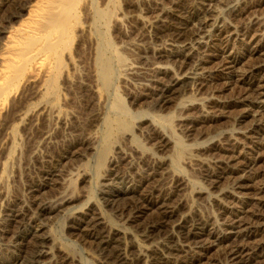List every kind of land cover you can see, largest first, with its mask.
Returning <instances> with one entry per match:
<instances>
[{"label": "bare ground", "instance_id": "bare-ground-1", "mask_svg": "<svg viewBox=\"0 0 264 264\" xmlns=\"http://www.w3.org/2000/svg\"><path fill=\"white\" fill-rule=\"evenodd\" d=\"M89 1L0 0V134L9 129L0 150V264H81L59 246L57 256L44 251L55 242L45 229L44 219L81 199L80 184L90 174L86 163L76 164L79 168L69 175L57 170L55 164L59 162L62 167L71 148L69 154L79 156L92 151L91 135L83 132L100 120L99 104L105 86L113 79L114 64L120 67L124 82L144 80L151 73L160 75L137 99L140 110L136 113L120 95L115 96L116 112L107 120L104 145L98 150L95 168L105 173L100 175L99 194L113 207L125 198L120 211L123 227L100 221V204L92 200L91 191L79 211L81 217H74L75 222L69 226L71 233L89 239L94 247L91 256L99 264H216L219 260L264 264V0H243L240 7H232L228 17L220 19L222 24L197 48L195 39L209 23L200 19L201 14L211 16V1L222 0H160L154 6L159 13L148 22L140 11L151 9L152 0H137L138 5L134 0L126 1L127 15L125 19L120 15L113 18L116 26L121 20L143 22L146 35L161 43L139 49L143 54L140 65L128 62L115 44L108 45L111 55L99 51L94 58L105 89H90L93 95L86 99L84 119L63 108L62 85L73 84V74L79 69L77 56L87 31L82 16L90 15ZM103 2L109 7L97 9L99 22L112 19L120 4L119 0ZM139 5L145 7L139 10ZM120 36L119 41L124 38ZM150 57L175 65V69L151 64ZM195 63L197 72H190ZM190 85L191 94L177 111L164 114L162 109L172 104L167 94L175 87ZM142 104L147 109L141 110L145 106ZM35 119L63 125L60 129L65 135L67 129L79 133L64 137L59 145L52 144L51 134L46 135L44 147L53 149L46 155L30 148L27 161L34 154L42 167L39 175L27 177L26 191L18 187L11 190L10 169L18 157L20 129H31ZM221 124L226 125L219 127ZM135 125L147 128L144 136L156 151L136 145L130 147V153L111 159L119 139L131 135L134 142L138 140L132 131ZM182 163L196 170L206 184L199 187L203 191L195 187L191 190L195 198L209 199L218 189L215 203L212 201L218 207V216L204 217L190 204L184 206L183 197L192 182L181 174ZM116 184L137 188L122 193L113 190ZM222 185L232 187L224 189ZM241 193L247 198L241 199L237 195ZM69 219L71 222L72 217ZM129 226L134 232L128 230Z\"/></svg>", "mask_w": 264, "mask_h": 264}, {"label": "rangeland", "instance_id": "rangeland-1", "mask_svg": "<svg viewBox=\"0 0 264 264\" xmlns=\"http://www.w3.org/2000/svg\"><path fill=\"white\" fill-rule=\"evenodd\" d=\"M103 1L104 0H90L89 1L91 4V5L89 4L90 15L87 17L82 16L83 24L85 26H87L86 30L88 32L86 31L85 41L82 42L83 43L82 45H80L79 56H77L79 69L77 70V72L75 74H73V77H72L73 84L69 85V87L62 85L63 108H65L67 111H69L73 116H76V117L81 116L84 119L87 115L86 114L87 107L85 104L86 99H88V97L90 99V95L91 96L93 95V94L89 93L90 89L92 87H93V89H96L97 86H100L101 87L100 89H102V88L105 89L107 87V89L104 90L105 92H103L104 98L101 99L100 104H99V110L100 111L99 110L98 111H99V115H100V120H98V122L96 123V126H93L87 130L85 129L83 132L84 134H86L88 131L89 135H91L90 143L92 144V151L89 150V152H87V154L85 156H83L84 154L79 156V153L77 155L75 153L69 154V152L72 151L71 150L72 148H71L70 150H67V154H65V157H67V158H65V162L62 163L63 164L62 167L58 165L59 162L55 164L57 170H63L64 172L66 171L67 175H69L70 172L75 173L77 171V169L79 168V166H77L78 164L80 165L81 163H86V165L89 169L88 171L90 174H89V177L87 178V180L85 181V183L80 184V191H81V195L83 197L81 196V199L79 201L71 204L68 208L69 210L66 208V210L62 211V213L61 212H56V213L54 212L55 214L53 213L49 216L47 215L44 219V220H46V222L45 223L43 222L45 225H47V228H45V229L49 230V232L52 234L53 238L55 239V242H54L53 247H52L53 249L50 246H48L47 248H44V251H49V252L51 251L52 254H55V256H57V253H58L57 247L59 246L61 248L68 250L77 259L81 260V264H99L96 261V259H94L91 256L92 252L94 251V247H93V244L89 241V239L85 238V237H80L78 235L76 236L73 233H71L72 231L69 229V226H71V224L73 222H75V220H76L75 218L81 217V216H78L80 214L79 211L82 210V208H83V207H81V206H83L82 205L83 201L87 200V196L89 197V192L92 191L91 193H92V196L94 197V199H92V200H95L96 202L98 201L97 203L100 204L98 212L102 214L100 221H102L103 224H105V225L108 224V226L110 224H115V225H120L123 227V223H124L122 220V216L120 215V211L123 207L125 198H121L120 200L115 202L114 207L108 206L109 202H107V204H106L105 203L106 201H104V199H102V196L99 194L100 189H102V181L100 179L101 178L100 175L103 174L104 172L103 171L98 172L97 168H95L97 158H98V153L104 145V141H105L104 138H106L105 134H107L106 129L108 127L107 120H108V118L111 117V115L113 116L114 113L116 112V110L113 108V105L116 101L114 98H116L117 95H120L118 97H121L123 99V101L125 100V102H124L125 105H128L129 108L130 107L132 108V109L130 108L131 112L136 113L138 110H140V107L137 104V101H138L137 99L142 98L147 93L146 91H147L148 87H150V85L158 79V75H159L156 73H154V75H153L151 73L147 77V79L146 78L144 80L143 79H138V80L135 79V80H131L128 82H124L122 72L120 71V67L118 65L114 64V67H115L114 70L115 71H114V76L112 79L113 82L111 81V83L109 85H106L105 88L103 87L101 80L98 78V68H97L96 63H95V61H96L95 58H97L96 56L98 55L97 53L99 51L100 52L102 51L107 55H111L110 51H112V48H109V47H110V45L115 44L114 46L115 47L117 46L119 51L123 52L122 54L125 55V57H127L126 59H127V61L129 60L128 62L131 61V63L134 62V64L140 65L139 64L140 57L143 54L141 53V50H139V49L142 48V46L146 47V45H147L149 47H152L155 44L161 43V41L156 42L154 39L151 38V36L149 37L146 35L147 31L143 27V26H145V24L143 22H142L143 23V25H142V23L139 22V24H138V22H136V21H133L131 23H129V22L127 23L126 21L123 22V20H121L120 23L121 22L122 23L118 24L119 26H116V24H115L116 19H113V18H116V16L120 15L122 19L123 18L125 19V16L127 15L126 14V9H127L126 8L127 7L126 1H128V0H119L120 1L119 3L121 5L119 4L117 9H115V12H113L114 14L111 17L112 19H110L111 21L108 20L106 22L105 20L103 21V19H101L102 22H99L100 18H98V16H97L98 12L96 13V11L103 10L104 8L109 7L106 4V2L104 3ZM134 1L136 3L138 2L137 0H134ZM159 1L160 0H152V3H151L152 8L148 9V10L146 8H144L145 6L142 7L141 5H139L141 8L139 10H142L144 8V10L140 11V14H141L144 22H148L149 20H152V18H154L159 13L157 11L156 7H154V6H156V3ZM206 1H209V0H206ZM212 2H214V3H212ZM162 3H163V1H162ZM138 4L139 3H137L136 5H138ZM212 4H214L215 6L214 5L212 6ZM242 4H244L243 0L242 1L241 0L240 1L239 0H232V1L231 0L230 1L229 0H222L220 2L211 1V16H208L205 13H202L200 16V19L202 21H204L206 19L205 22H208V20H209V23H207L208 27L206 26L204 31H203L206 34L202 33V35L200 34L196 37L195 47L197 48L198 45L203 44L205 42L206 35L212 34L214 31V28H216L217 26L222 24L219 21H222L228 17L227 16L228 10H230L234 6L240 7ZM166 5L167 4H165L166 9H169L168 8L169 5H167V6ZM212 11H214V12H212ZM96 18L98 21L96 20ZM220 19H222V20H220ZM210 21H211V25H210ZM108 23H110V24H108ZM136 23H137V25H136ZM194 23H196V22H193V24ZM110 29H112V30H110ZM121 29H122V31H121ZM102 30L104 31V33ZM130 31L132 32V34H129V33H131ZM117 33H119V34H117ZM106 35H108V36H106ZM123 35H124V38H121V37H123ZM117 36L118 37L120 36L121 41H119L120 39ZM125 36H126V39H125ZM104 40H106V41H104ZM127 40H128V42H126ZM97 42L99 44H97ZM112 42H113V44H112ZM108 45H109V47H108ZM138 46H139V48H137ZM81 51L83 53H81ZM121 52H120V54H121ZM159 60L158 59L156 60V58H154V57L149 58V62L151 64L155 63L154 65H156V66H161V64H162L161 67L164 66V67H166V69L168 68V66L170 67V68H168L170 70L175 69V65L163 63L162 60H160V61ZM196 63L198 64L199 62L197 61ZM196 63L194 64L195 66L192 67L190 72L196 71V70H194V68L197 67ZM166 65H168V66H166ZM116 68L118 70H116ZM95 76H97V77H95ZM93 77H95L96 79ZM159 78H160V75H159ZM91 79H93V80L90 81ZM125 84H127V85H125ZM86 86H87V88H86ZM88 86L89 87L91 86V87L88 88ZM191 88H192L191 85L187 86V88H184V87L180 88L178 86V87H175L174 90L170 91L169 92L170 94L169 93L167 94L168 101L171 99V101H172L171 103L174 105H172V104L170 106L167 105V109L166 108L162 109L164 111L163 113L167 114V113H173L174 111L176 112L177 107L180 106V104H181V101L191 94ZM180 90H182V92ZM184 90H185V92H184ZM180 93H184L186 95L183 94L182 96H179ZM85 95H87L86 96L87 98L85 97ZM16 98H17V96H16ZM176 99H178V100H176ZM222 100H224V99H222ZM197 102H201V101H197ZM131 104L134 106L132 107ZM153 104L154 103H152V102L150 103V105H153ZM144 105L145 104H142V106H144ZM142 109H147V105H145L143 108L141 107V110ZM147 118H150V117H147ZM138 120L140 121L141 119H136L135 122H137ZM34 122L35 123L33 124L32 128L27 129V130H24L20 125L21 129H20V135H19V147H18L19 149H18V154H17L18 157H17L16 162L12 163L13 165H11L12 167L10 169V183H9V185H10L11 190L18 187V189H20L22 192H23V190L26 191V187H28L27 186V177H30V176L37 177L39 175L38 173L40 172L42 167H40V162H37L36 159L34 158V154L32 155L31 160L27 161V155H29L28 151L30 148H33V149L35 148L37 153L41 154L44 152L41 155H44V154L46 155L49 153V151L53 152V149H48V148L44 147L45 141L43 142V140H44L46 135L51 134L52 144L59 145L62 143V140L64 139V137L65 138H67V137L69 138L70 136L74 137V136L78 135V133H79V131L77 132V130L75 131L74 129H71V130L67 129L66 131H64V132H66V135L62 134L61 133L62 129H60V128H63L62 127L63 125H61V124L59 125L58 123H54V121L47 124V122H44L41 119L40 120L35 119ZM44 123H46V124H44ZM225 125L226 124H221V125H219V127H223ZM175 127H176L177 133L179 135L183 136V138L187 140V138L179 130V128L177 126H175ZM133 129L134 130H132V131L135 132L134 133L135 138L138 140H135V142H134L132 140V138L130 137L131 135L127 136V139H126V137H124V138L122 137L121 139H119V141L115 145L116 148L115 147L112 148L113 153L111 152L112 153L111 157H110L111 159H117L120 156H122L124 153H127V154L130 153V147L131 146L132 147L134 146L136 148L138 146L139 149L143 148L149 152H155L156 151L155 148L149 143V140L147 141V138L144 136L145 132H147L146 127H143L142 129H138L136 126V128L133 127ZM8 132H9V129L5 128L4 131H2V133H1L3 136L0 134V140H1L0 141V150L1 151H2L1 148H3V145H5V140L8 139ZM67 133H68V135H67ZM23 139H25V140H23ZM130 139H131V141H130ZM3 141H4V143H2ZM192 142L193 141H188V143H192ZM34 143H36V144H34ZM42 143H44V144H42ZM39 144L41 146H38ZM149 145L152 147H150ZM35 146H37V147H35ZM195 147L198 148L200 146H195ZM205 156L208 157L209 159H211V158L213 159V157H211V156H208V155H205ZM84 157H86V158H84ZM80 158L84 161H81L79 163ZM3 159L4 158H2L1 161H3ZM75 159H76V162H75ZM108 161H109V159H108ZM108 161H107V164H108ZM70 165H71V167H70ZM180 166L182 167L181 169L183 171L181 174L186 175L187 176L186 178L188 180H190V182H192V183L194 182L193 183L194 186L192 183L189 184L188 190H190V191L187 190L186 195H184V197H183L186 201L183 198H181L182 200H184L183 201L184 206L186 207V205L187 206L191 205L192 208L194 209V211H197L199 214H201L204 217H207L209 215L218 216L219 210H218V207H216L217 205L214 204L216 201L215 197L218 196V195H216L218 192L217 191L218 189H216V192L214 191V193L212 194L213 196L210 197L211 199L210 198L204 199V197H201L200 199L199 198L197 199V197L195 198V194H194L195 192L193 193V191H191V190L195 191V189H196V191L197 190L203 191V188L202 189H200V188L203 185H204L203 187H206L205 186L206 184L203 181V179L200 177L199 173L197 174V172H195L196 170H194V171L191 170L190 166L186 165L185 163H182ZM17 169L19 170V172ZM186 170H187V172H186ZM101 172H103V173H101ZM55 173L57 174L58 171H56ZM17 174L20 176L19 178L16 177ZM15 179H17L16 182H14ZM60 181H63V180L61 179ZM230 186L232 187V185H229V186H223L222 185V187H224V189H229V188H231ZM194 187H195V189H194ZM133 188H137V186L133 185V184H116L115 186H113V190H118L122 193H125V192H127ZM190 192H192V193H190ZM237 195L239 197H241V199H246L248 196L247 194L245 195L243 193L237 194ZM92 200L90 201V204H91ZM212 201L214 203H212ZM90 204L88 203L87 205L89 206ZM188 204H190V205H188ZM57 213H59V214H57ZM71 217H72V220L70 222L69 218H71ZM90 217H92V215ZM47 219H49V220H47ZM99 224H101V223H99ZM124 226L127 227L126 225H124ZM128 230L130 232H134L133 228L130 226H129ZM215 249L219 250V248H215ZM214 251H212V252H214ZM217 262H219V264H228L224 260H219ZM217 262H216V264H218ZM221 262H223V263H221Z\"/></svg>", "mask_w": 264, "mask_h": 264}]
</instances>
